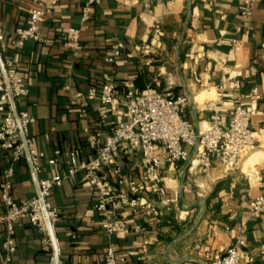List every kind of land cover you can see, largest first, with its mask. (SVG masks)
<instances>
[{"label":"crops","instance_id":"obj_1","mask_svg":"<svg viewBox=\"0 0 264 264\" xmlns=\"http://www.w3.org/2000/svg\"><path fill=\"white\" fill-rule=\"evenodd\" d=\"M49 2L51 0H44ZM245 0H100L82 20L85 0H56L40 25L41 38L26 39L21 47L10 43L14 28L23 25L35 0H0V21L10 58L28 84V92L15 100L17 109L30 111L28 126L35 145L44 152L39 176L63 173L69 149L78 158L95 155L88 131L109 132L124 119L122 106H109L98 94L88 96L105 74L116 83V95L128 87L165 94L187 93L191 98L185 116L194 128L209 119L205 102L215 98L221 125L237 103L256 109L251 126L257 146L242 158L240 168L225 171L217 161L206 173L189 168L188 161L161 156V189H152V174L140 165L139 153L121 144L112 162L96 175L114 186L120 176H133L139 188L142 212L140 231L127 228L106 233L94 208L96 191L80 169L52 188L48 200L58 209L55 235L62 264H102L104 249L112 243L119 264H208L209 258L233 242L237 226L246 225V247L254 262L264 242V212L252 215L248 202L264 194V0H254L246 16ZM80 26L81 46H64L66 27ZM118 42L120 54L104 60ZM250 66L255 67L251 71ZM229 78L224 88L218 84ZM256 87L257 100L251 101ZM86 128V129H85ZM58 149L54 162L48 158ZM7 167L12 194L30 198L37 191L27 157H15L0 145V182ZM1 191V186H0ZM4 204L0 199V210ZM131 219V216H126ZM3 231L4 224L1 225ZM16 247L8 264H50L52 246L43 244L40 232L26 218L15 222ZM0 263L4 259L1 246Z\"/></svg>","mask_w":264,"mask_h":264},{"label":"built area","instance_id":"obj_2","mask_svg":"<svg viewBox=\"0 0 264 264\" xmlns=\"http://www.w3.org/2000/svg\"><path fill=\"white\" fill-rule=\"evenodd\" d=\"M98 1L85 0L81 8L82 20L90 17L91 6ZM55 2L35 0V4L28 10L25 23L14 28L16 36L10 43L21 47L26 39H40L41 22L48 7ZM253 2L245 0L241 9L243 17L248 14ZM80 33V26L66 27L62 44L73 49L79 48ZM7 45L0 21V145L9 149L15 157H27L30 173L36 178L37 191L30 198H16L12 194L10 179L13 169L6 168L0 182V199L4 204V209L0 210V236L3 237L1 246L5 254L0 264H8L11 260V252L16 247L14 226L20 218L28 219L40 232L42 243L52 246L50 264H62L58 237L55 235L58 209L47 196L64 177L74 175L80 169L84 170L83 178L96 191L94 208L100 213L101 226L106 233H113L120 228L132 231L144 229L138 218L142 212L149 214L150 209L141 208L136 178L120 176L122 186H113L105 177L96 175L100 166L112 162L119 154L121 144L139 153L140 165L152 174V189L155 191L161 189L162 153L170 161H188L190 169L206 173L215 161L221 163L225 171L240 168L243 156L257 146L258 134L251 126L252 117L257 111L250 105L235 104L230 109L227 124L222 126L216 99H210L204 106L210 113L209 119L196 129L184 113L191 98L187 93L165 94L157 90L142 92L128 87L121 96H117L116 83L105 74L99 85L88 87L87 94H98L99 99L111 107L122 106L126 117L113 124L109 132H87L88 145L95 150L92 158L79 159L76 151L69 149L64 159L66 169L63 173L39 176V159L44 152L36 147L33 136L28 134L29 124L35 120L34 115L25 109H17L15 112L13 104L17 98L27 94L28 84L10 58L4 56ZM122 45L118 42L112 47L104 60H114L120 54ZM250 69L255 71L254 66H250ZM228 79L218 84V87L224 88ZM256 90V87L252 88L251 101L257 100ZM54 151V155L48 158L49 162H54L60 153L58 149ZM248 211L252 215L264 212V194L256 193L250 198ZM245 229L244 223L238 225L233 242L224 252L211 256L208 264H259L254 262L255 255L246 247ZM104 251L102 264H119L112 243ZM259 253L264 254V242L260 244Z\"/></svg>","mask_w":264,"mask_h":264},{"label":"water","instance_id":"obj_3","mask_svg":"<svg viewBox=\"0 0 264 264\" xmlns=\"http://www.w3.org/2000/svg\"><path fill=\"white\" fill-rule=\"evenodd\" d=\"M1 68H2V64H1ZM11 100L13 102L12 97H11ZM13 104H14V109H15V112H16L17 111V108H16V105H15V102H13ZM34 182H35V185H36V178H34Z\"/></svg>","mask_w":264,"mask_h":264},{"label":"trees","instance_id":"obj_4","mask_svg":"<svg viewBox=\"0 0 264 264\" xmlns=\"http://www.w3.org/2000/svg\"><path fill=\"white\" fill-rule=\"evenodd\" d=\"M61 42H62V37H61ZM80 45H81V40H80Z\"/></svg>","mask_w":264,"mask_h":264}]
</instances>
